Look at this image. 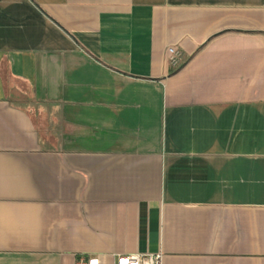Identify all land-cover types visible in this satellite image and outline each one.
Returning <instances> with one entry per match:
<instances>
[{
	"label": "crops",
	"instance_id": "obj_1",
	"mask_svg": "<svg viewBox=\"0 0 264 264\" xmlns=\"http://www.w3.org/2000/svg\"><path fill=\"white\" fill-rule=\"evenodd\" d=\"M159 252L264 264V0H0V264Z\"/></svg>",
	"mask_w": 264,
	"mask_h": 264
},
{
	"label": "built area",
	"instance_id": "obj_2",
	"mask_svg": "<svg viewBox=\"0 0 264 264\" xmlns=\"http://www.w3.org/2000/svg\"><path fill=\"white\" fill-rule=\"evenodd\" d=\"M165 60L168 65L178 67L183 61V52L177 45L167 46L165 48ZM162 253L156 254H130L118 256L115 264H162ZM75 264H88L84 256H80Z\"/></svg>",
	"mask_w": 264,
	"mask_h": 264
}]
</instances>
